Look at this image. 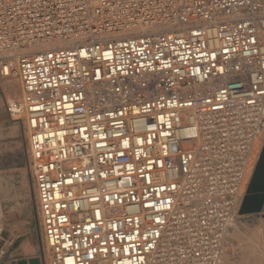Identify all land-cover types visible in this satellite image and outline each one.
<instances>
[{
    "label": "built area",
    "instance_id": "1",
    "mask_svg": "<svg viewBox=\"0 0 264 264\" xmlns=\"http://www.w3.org/2000/svg\"><path fill=\"white\" fill-rule=\"evenodd\" d=\"M15 50L50 264H220L264 146V0H0L4 77Z\"/></svg>",
    "mask_w": 264,
    "mask_h": 264
},
{
    "label": "rangeland",
    "instance_id": "2",
    "mask_svg": "<svg viewBox=\"0 0 264 264\" xmlns=\"http://www.w3.org/2000/svg\"><path fill=\"white\" fill-rule=\"evenodd\" d=\"M5 80L7 108L9 103L20 100L22 96L21 80L16 67L15 74L5 77ZM14 121V129L7 130L3 135L0 133V228L13 226L17 221L24 219L29 221L33 229L39 230L40 218L28 159V138L24 119L14 118ZM257 226L264 229V207L253 212L240 211L229 230L220 264H264V253L256 259L257 262L248 259L250 236Z\"/></svg>",
    "mask_w": 264,
    "mask_h": 264
},
{
    "label": "crops",
    "instance_id": "3",
    "mask_svg": "<svg viewBox=\"0 0 264 264\" xmlns=\"http://www.w3.org/2000/svg\"><path fill=\"white\" fill-rule=\"evenodd\" d=\"M7 82L0 74V133L11 131L16 121L6 108ZM0 264H50V251L44 242L41 228L33 229L29 221L20 220L17 224L2 227L0 231Z\"/></svg>",
    "mask_w": 264,
    "mask_h": 264
},
{
    "label": "water",
    "instance_id": "4",
    "mask_svg": "<svg viewBox=\"0 0 264 264\" xmlns=\"http://www.w3.org/2000/svg\"><path fill=\"white\" fill-rule=\"evenodd\" d=\"M264 207V146L248 185L241 213L259 211Z\"/></svg>",
    "mask_w": 264,
    "mask_h": 264
},
{
    "label": "bare ground",
    "instance_id": "5",
    "mask_svg": "<svg viewBox=\"0 0 264 264\" xmlns=\"http://www.w3.org/2000/svg\"><path fill=\"white\" fill-rule=\"evenodd\" d=\"M66 42H60L59 44H65ZM26 48L23 49V52H25ZM19 50L11 51L8 52L6 55L7 58H9V61L11 64L4 65L2 70L8 72L9 76L12 74H15V67L16 71L18 73V68L16 64V57L17 54L19 53ZM1 55V54H0ZM14 73V74H13ZM7 77V76H6ZM13 78V77H12ZM13 98L10 100L12 101ZM16 101H12V104ZM1 230V228H0ZM248 233V232H247ZM251 234V233H250ZM244 236V235H243ZM246 238V237H245ZM250 247H249V254H248V259L249 261H254L257 262L256 259H259L260 256L264 253V229L261 226H257V228L252 232L250 236ZM233 242V241H232ZM241 248V247H240ZM236 250V249H235ZM248 251V250H247ZM234 252V251H233ZM233 255V254H232ZM247 256V255H246ZM261 260V259H260Z\"/></svg>",
    "mask_w": 264,
    "mask_h": 264
}]
</instances>
